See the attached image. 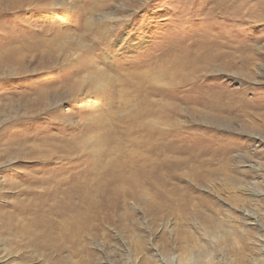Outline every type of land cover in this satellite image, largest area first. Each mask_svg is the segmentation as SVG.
I'll list each match as a JSON object with an SVG mask.
<instances>
[{
    "label": "rangeland",
    "instance_id": "rangeland-1",
    "mask_svg": "<svg viewBox=\"0 0 264 264\" xmlns=\"http://www.w3.org/2000/svg\"><path fill=\"white\" fill-rule=\"evenodd\" d=\"M65 212L92 215L86 254L44 242ZM186 242L264 264V0H0V264H180Z\"/></svg>",
    "mask_w": 264,
    "mask_h": 264
},
{
    "label": "bare ground",
    "instance_id": "bare-ground-1",
    "mask_svg": "<svg viewBox=\"0 0 264 264\" xmlns=\"http://www.w3.org/2000/svg\"><path fill=\"white\" fill-rule=\"evenodd\" d=\"M125 165H127V164H125ZM136 167H137V165L135 166V169L133 168L134 170H130L132 173H130V175L128 174L127 176L121 174V172H115V171H118L115 168L109 170L108 171V178H110L111 183L112 182L115 183V184L113 183L115 185L114 188H119V186L125 187L124 184L135 187L138 184L140 174L142 173L141 171H138L139 168L136 169ZM130 168H132V167H130ZM144 170L146 171V169H144ZM125 171L127 172L128 170H123L122 172L126 173ZM153 178L155 179V177H153ZM154 179L152 180V183L157 184L159 182V180H154ZM158 187L160 188L159 189L160 193H159L158 198L160 199L161 204L164 205L162 208L165 207L170 212L189 211L191 208H192V210L193 209L196 210V208H195L196 205L194 204L193 200L192 201L183 200L181 196L178 198L179 195H177L175 198L178 200L174 201L170 198V196H171L170 192L165 190L160 185ZM196 203H198L199 205H201V204L202 205L203 204L208 205L209 204L205 198H198V201L196 200ZM156 205H158V204H156ZM82 210H83V208H82ZM91 216L92 215L88 214L87 212H85V213L81 212L79 214L76 212H75V214H72V212L63 213L61 215V217L63 218V221L60 225H59V222L56 221L57 224L55 223V225L53 226L52 229H48V228L45 229V230H48V232L45 233V235L43 234V236H44L43 238H45L44 242H47V245L48 244L51 245V251L52 252H57L61 248V245L64 244L63 239H68L69 242H71L70 243L71 247L76 248L75 251H77L79 253L82 252V253L86 254V250H85L84 246L80 243V238L82 237V233L88 229L87 225L92 221ZM34 236L36 237V235H34ZM186 237H188V238L191 237L189 240H193L192 235H189V233L187 234ZM34 238H32V240ZM184 245H185L184 248L183 247L181 248L182 255L180 254L181 255L180 264H191L193 262L192 257L195 254L192 253V250L189 248V242L188 243L186 242V244H184ZM42 248L44 249V247H42ZM201 251L202 250L198 251L199 254ZM192 254H194V255H192ZM194 262H195V257H194Z\"/></svg>",
    "mask_w": 264,
    "mask_h": 264
}]
</instances>
